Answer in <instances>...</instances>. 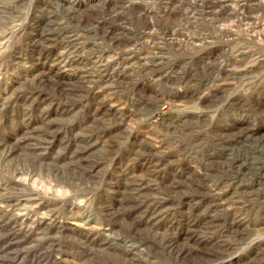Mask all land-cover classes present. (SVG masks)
<instances>
[{
  "label": "rangeland",
  "instance_id": "1",
  "mask_svg": "<svg viewBox=\"0 0 264 264\" xmlns=\"http://www.w3.org/2000/svg\"><path fill=\"white\" fill-rule=\"evenodd\" d=\"M0 264H264V0H0Z\"/></svg>",
  "mask_w": 264,
  "mask_h": 264
}]
</instances>
